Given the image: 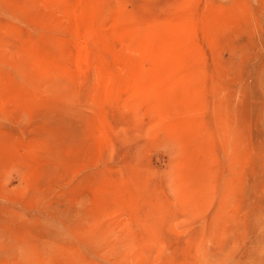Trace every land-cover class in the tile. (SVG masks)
Returning a JSON list of instances; mask_svg holds the SVG:
<instances>
[{
	"label": "rangeland",
	"instance_id": "374dc122",
	"mask_svg": "<svg viewBox=\"0 0 264 264\" xmlns=\"http://www.w3.org/2000/svg\"><path fill=\"white\" fill-rule=\"evenodd\" d=\"M0 264H264V0H0Z\"/></svg>",
	"mask_w": 264,
	"mask_h": 264
},
{
	"label": "bare ground",
	"instance_id": "6f19581e",
	"mask_svg": "<svg viewBox=\"0 0 264 264\" xmlns=\"http://www.w3.org/2000/svg\"><path fill=\"white\" fill-rule=\"evenodd\" d=\"M144 97V96H143ZM122 102V101H121Z\"/></svg>",
	"mask_w": 264,
	"mask_h": 264
}]
</instances>
